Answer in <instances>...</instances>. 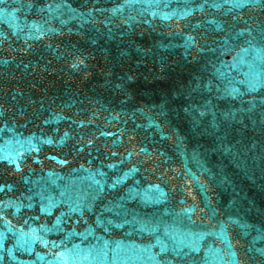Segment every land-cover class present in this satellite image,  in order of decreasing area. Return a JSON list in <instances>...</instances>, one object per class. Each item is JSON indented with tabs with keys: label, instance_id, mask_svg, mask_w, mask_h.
Here are the masks:
<instances>
[{
	"label": "water",
	"instance_id": "1",
	"mask_svg": "<svg viewBox=\"0 0 264 264\" xmlns=\"http://www.w3.org/2000/svg\"><path fill=\"white\" fill-rule=\"evenodd\" d=\"M0 264H264V0H0Z\"/></svg>",
	"mask_w": 264,
	"mask_h": 264
}]
</instances>
